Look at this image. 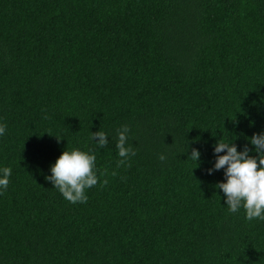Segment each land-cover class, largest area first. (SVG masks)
Segmentation results:
<instances>
[{
    "label": "trees",
    "instance_id": "1",
    "mask_svg": "<svg viewBox=\"0 0 264 264\" xmlns=\"http://www.w3.org/2000/svg\"><path fill=\"white\" fill-rule=\"evenodd\" d=\"M0 123V264H264L208 172L219 140L257 155L264 0H0ZM73 148L105 173L86 203L46 179Z\"/></svg>",
    "mask_w": 264,
    "mask_h": 264
},
{
    "label": "clouds",
    "instance_id": "2",
    "mask_svg": "<svg viewBox=\"0 0 264 264\" xmlns=\"http://www.w3.org/2000/svg\"><path fill=\"white\" fill-rule=\"evenodd\" d=\"M6 129L7 124L0 123V136L6 133ZM129 131L127 125L118 129L116 147L120 159L117 161V167L122 165L131 167L129 159L136 155L135 149L128 144ZM91 138L97 141L99 147L107 146L108 138L105 132L92 133ZM250 143L255 146L257 155H250L251 150L247 146L243 151H238L235 143L219 140L214 148L216 154L214 169H209L208 172L212 174L214 170L224 169L226 182L218 183L217 187L226 196V204L231 213H237L242 208L246 220H264V133L254 134L250 138ZM190 157L196 162L199 160L200 152L192 149ZM159 158L161 161L165 160L163 154ZM50 170L51 175L46 179L73 204L86 203L87 191L100 183L101 176L105 175V173L98 175L96 155L90 150L82 151L79 148L65 150ZM11 173L10 167L0 169V189L8 188ZM112 175L116 173L113 172ZM107 183V179H104L103 185ZM2 194L0 191V195Z\"/></svg>",
    "mask_w": 264,
    "mask_h": 264
}]
</instances>
